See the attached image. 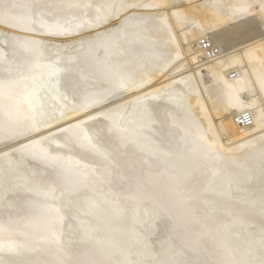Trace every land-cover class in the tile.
Segmentation results:
<instances>
[{
	"label": "bare ground",
	"instance_id": "bare-ground-1",
	"mask_svg": "<svg viewBox=\"0 0 264 264\" xmlns=\"http://www.w3.org/2000/svg\"><path fill=\"white\" fill-rule=\"evenodd\" d=\"M180 1L0 0V142L4 141L0 176L5 173L9 181L19 176L25 182L19 186L23 191L35 181L26 159L57 167L56 184L35 181L39 187L34 189L43 195L33 196L28 216L13 226L0 221V264L25 259L60 264L58 258L63 256L68 262L61 263L78 264L61 251L62 221L48 199L74 198L72 193L89 186L107 194L112 178L129 181L138 171L149 169L147 164L134 165V160L156 159L172 150L177 139L182 150L176 153L181 152L191 166L175 174L167 168L147 171L128 195L107 197L115 209L98 207L85 189L75 194L80 212L107 229L115 251H97L84 264H128L133 255L153 257L154 251L144 245H134L133 252L129 246L132 218L151 197L159 201L157 207L149 206L154 211L185 224L183 228L195 223L189 243L194 251L175 264H206L213 258V264H236L232 248L243 243L232 241L231 249L222 244L226 237L231 241L226 222L234 209L219 206L215 199L210 205L220 208L212 209L201 197L205 193L217 197L221 159L204 125L184 111L195 112L193 100L199 97L222 145L242 146L254 161L264 162V2L205 0L200 8L178 12L175 6ZM113 22L118 25L106 30ZM237 24L233 33L247 31V35L231 43L228 28ZM79 39L84 46L69 53ZM202 39H209L219 53L212 51L208 58L198 46ZM244 112L253 114L249 128L236 123ZM229 120L226 129L224 122ZM152 140L162 142L156 145ZM98 153L117 154L132 171L124 173L110 157L99 156L97 170L87 158ZM226 171L241 182L250 181L233 160ZM89 203L95 208L90 209ZM254 203L264 211V202ZM246 211L241 208V215ZM78 221L89 238L96 226ZM259 229L264 233L263 224ZM259 241L246 245L253 247ZM23 242L40 243L47 250L24 252Z\"/></svg>",
	"mask_w": 264,
	"mask_h": 264
},
{
	"label": "rangeland",
	"instance_id": "rangeland-1",
	"mask_svg": "<svg viewBox=\"0 0 264 264\" xmlns=\"http://www.w3.org/2000/svg\"><path fill=\"white\" fill-rule=\"evenodd\" d=\"M203 1L205 0H199L196 2H188L186 0H181L178 3V5L175 7L178 10V12H184L186 11V9L190 10L195 7L200 8V4ZM117 25H118L117 22H113V24L106 27V30H112ZM238 25L239 24L233 25L228 28L232 30L228 32L230 34L227 38L231 43H235L240 39H243L247 35L246 33L247 31L245 32L242 31V33L239 34L233 33V30H235L238 27ZM236 31H238V28L236 29ZM79 40L80 43L71 47L68 50L69 53L76 54L77 49H80L81 47L84 46V44L82 43L83 39H79ZM218 43L222 44L224 42L219 40ZM5 48L7 49L8 47ZM193 101H194L193 104L197 108L195 112L193 111L192 113H190V110L187 108V110L184 111V114L188 117L198 120L201 124L204 125L206 129V134L208 136V140L210 143L213 144V146H215V150L221 159L220 161L223 168L222 169L223 174L221 172L220 173L221 176L219 178L221 180L220 183L221 188L218 194H216L217 197L210 196L207 193L203 194V196L201 197L209 207L211 208L213 207L212 209L220 208L214 206L216 205L215 203L218 204L220 203L219 206L221 207H228L234 209V211L231 213L230 220L227 219L228 222H226L227 223L226 232L227 234H230L231 241L226 237L227 239L225 238L224 243L222 242V244L225 247H229L231 249L232 241H239V242L241 241L243 243L242 247H240L239 249H236L235 248L236 246L232 248V250H236L234 256V259H236L235 263L264 264V244L261 245L262 244L261 242L264 239V233L262 232L261 229H259V226L261 224L264 225V211L261 212L260 208H258V206L255 205L256 203H254V201L256 200L258 203L264 202V162L263 160H261L258 163L254 161L255 157L250 156V153L244 151L242 146L237 147L235 145L230 147L228 146L224 147L222 145L220 138L217 135V132L215 131L213 125L211 124V121L205 114V106L202 100L199 97H196V100ZM224 125L226 126L225 128L227 129L231 125V120L225 121ZM177 134L181 135V133H177ZM29 136L31 135H27L26 137ZM165 139L168 140V138L166 137ZM155 142H157L156 143L157 145L158 143L160 144L162 140H158V141L152 140L151 143L155 144ZM3 143L4 141H1L0 145H2ZM167 148L169 147L167 146ZM181 148L182 145L177 139L176 142H174V146L171 148L172 150L168 149L167 152H163L159 154V156H157L156 159L154 157L152 158L148 157L150 159L148 160L147 156H145V158L147 159L145 161H142V159L140 158L134 160V165L144 166L145 164H147L149 169L145 168L142 169L140 172L138 171L136 176L132 177L129 181H123L121 179H116L117 181H115V179L112 178L107 183V188H108L107 190H109L107 191V194L99 191L96 187L91 188L89 186L84 188L85 190L79 189L75 193H72V196L74 198H72L71 196L61 195L57 199H52V200L48 199L49 200L48 202L51 205H53L55 208H57L62 221L63 228H62V235L60 242V248L62 249L61 251H63L64 253L66 252L68 256L75 257V259H77L79 262L78 264L81 263L84 264L86 259L88 257H91L93 254L97 253V251L98 252L103 251L109 254H113L115 251L113 248H111L112 240L109 232L107 231V229L100 227L97 221L90 218L88 215L82 214L80 212V206L79 203L75 200L76 199L75 194L83 192L84 190V193L92 195L93 200L98 207L105 205L106 210L115 209L116 206L113 207L114 203L110 201L111 200L110 198L107 197L109 196L111 198L117 199L123 197L124 195L125 196L128 195L130 193V189L132 188V186H136L140 181H142V179L145 178L147 171L151 172V170L152 171L154 170L153 171L154 173H159L161 169L162 170L169 169L171 170V171L168 170L169 173L175 174V172L176 173L181 172L182 168L185 167L188 168L187 166H191L189 160L186 157L182 156L181 152H178V154L176 153V149L181 151L182 150ZM109 151L112 152L113 150H109ZM13 156L18 157L17 154H14ZM98 156L110 157L113 164L117 168L121 167L122 172L124 173H128L132 171L131 166L127 164L124 160H122L121 157L118 156L117 154L113 155L112 157L111 154L102 155V153L91 155V157L87 158V160L90 163H92V165H94V167L97 170L100 169V166L96 165V162L98 161L97 159ZM232 160L237 164V167L239 169H244L248 173L250 177L249 182H241L237 180L233 174L231 175L226 171V168L229 167L230 161ZM25 162L30 167L31 169L30 171L33 172L35 181L37 179H43V180H47V182L49 183L56 184L57 167H51V168L44 167L40 163L30 158L26 159ZM3 168L5 167L2 166V170ZM194 168L195 167L192 166V169ZM158 169L160 170L158 171ZM169 173L167 176H169ZM18 178L20 177L12 176V178H10L12 179V181L11 180L9 181V178L5 176V173H3L2 176H0V221H4L6 224L12 226L14 225L13 223L15 221L19 219H23L24 217L29 215L28 209L32 205L31 199L33 198V196L36 193L37 195L38 194L41 196L43 195L42 192H39L37 191V189H34L39 187L36 186L35 181H32L33 183L29 181L28 183L30 184V186H27V189L25 188V190L22 191L21 190L22 188L19 186L21 183L25 184V182L19 181ZM214 187H216V185ZM214 187L210 186L208 190L211 191L210 188L212 189ZM151 199L149 198V200H147L148 201L147 203H144L143 200L142 205L137 207L136 214L135 216H133L132 221L130 223L131 235L129 237L130 240L129 246H130V251L133 252L135 249L134 245L136 246L144 245V247H146L147 250H152L154 251L152 253L155 254L153 255V257H147V258H141L140 256L133 255L129 259L128 264H175V263H179L181 259H183L184 261L185 260L184 258L187 257L189 258L190 256L188 251L190 249L194 251L192 247L189 245V243L191 240V235L193 234L194 231V229L192 230L191 227L195 223H190L189 228H183L184 227L183 225L185 224L178 223L177 220H172L165 213L164 214L162 212L159 213L157 212V210L154 211L152 206L150 208L149 206L151 204H154V206L156 205L155 207L159 205V201H155L157 200V198L151 197ZM213 199L217 201L213 203L212 206L210 204L212 203L211 200ZM125 202H124V206L125 205L128 206V203ZM120 203L121 201L116 202V204H120ZM93 204L91 205L89 203L88 207L90 209L91 208L94 209L95 207L93 206ZM147 208L150 211H147ZM241 208H245L247 210L246 213H244V215H241L240 213ZM128 209L129 208L127 207V211ZM82 219L83 220L85 219L91 222L94 226H96V228L94 229L95 231H93L92 235L89 238L85 236V234L79 228L78 220H82ZM259 238H260L259 244H257L256 246L254 245L253 247H249V246L247 247L246 245L247 243H252L250 242L252 240L257 241L259 240ZM20 245L23 246V248L26 247L27 250L25 249L26 251L24 252L47 250L45 247L40 245V243L30 244L27 242H23ZM169 246L171 249L169 248ZM9 247H12V244L4 248L8 249ZM243 247H245V249ZM13 248H18V246ZM29 256L31 258L35 257L34 254ZM18 257L21 256L18 255ZM58 260L60 261V264H64L61 262L64 261L68 262V257L63 256L61 258H58ZM209 260L207 259V261ZM213 260L215 259L213 258ZM213 260L206 262V264H210V262H212L211 264H213L214 262ZM202 261L203 258L201 262ZM66 262L65 264H67ZM14 264H35V260L29 262V260L25 259V260H20L17 263L15 262Z\"/></svg>",
	"mask_w": 264,
	"mask_h": 264
},
{
	"label": "built area",
	"instance_id": "built-area-1",
	"mask_svg": "<svg viewBox=\"0 0 264 264\" xmlns=\"http://www.w3.org/2000/svg\"><path fill=\"white\" fill-rule=\"evenodd\" d=\"M198 46L201 50H204L205 52H207L208 58H211L212 51H215V54L219 53V50L215 49L216 45L211 43V41L209 39H202L199 42ZM235 75H236V73H232L231 77L233 78V77H235ZM253 122H254V119H253V114L251 112L241 113L236 118V123L241 128H249L253 125Z\"/></svg>",
	"mask_w": 264,
	"mask_h": 264
},
{
	"label": "snow or ice",
	"instance_id": "snow-or-ice-1",
	"mask_svg": "<svg viewBox=\"0 0 264 264\" xmlns=\"http://www.w3.org/2000/svg\"><path fill=\"white\" fill-rule=\"evenodd\" d=\"M262 2H264V0H262Z\"/></svg>",
	"mask_w": 264,
	"mask_h": 264
}]
</instances>
